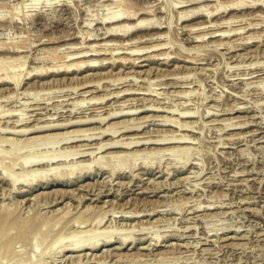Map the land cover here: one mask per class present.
<instances>
[{
    "label": "rangeland",
    "instance_id": "obj_1",
    "mask_svg": "<svg viewBox=\"0 0 264 264\" xmlns=\"http://www.w3.org/2000/svg\"><path fill=\"white\" fill-rule=\"evenodd\" d=\"M0 185V264H264V0H0Z\"/></svg>",
    "mask_w": 264,
    "mask_h": 264
},
{
    "label": "bare ground",
    "instance_id": "obj_2",
    "mask_svg": "<svg viewBox=\"0 0 264 264\" xmlns=\"http://www.w3.org/2000/svg\"><path fill=\"white\" fill-rule=\"evenodd\" d=\"M238 3V2H237ZM240 4L238 3V4H236V6H239ZM130 9V8H129ZM129 9H125V10H123V11H121V12H118V13H116V14H111V15H109L108 17H109V19H110V21H113V23L114 22H118V25H119V23H120V21H122V20H124V23L126 24V20H127V22L128 21H131L132 19H134L135 18V16H137V15H135V14H133V12H131ZM200 9V8H199ZM191 13V12H190ZM138 14V13H137ZM180 15V14H179ZM201 15V14H200ZM108 17H107V19H108ZM184 18V17H183ZM106 18H104V20H105ZM106 19V20H107ZM109 19H108V22H109ZM209 19V18H208ZM218 20V19H217ZM200 22V21H199ZM216 22V21H215ZM130 23V22H129ZM149 23H150V20H138L137 22H135V24H134V26H128V24H124L125 26H119V27H111L110 28V30H109V32H108V35L109 34H111V35H116L117 34V36H118V34H122V33H124V34H127V33H129L130 31H132L133 29H139V28H143V27H145V26H150L149 25ZM197 23V22H196ZM203 23V22H202ZM111 24V23H110ZM151 24V23H150ZM204 24H206L207 25V23H204ZM117 25V26H118ZM152 25V24H151ZM111 26V25H110ZM153 26V25H152ZM199 26V25H198ZM200 27V26H199ZM207 27V26H206ZM147 28V27H146ZM189 28V27H188ZM197 28V27H196ZM202 28V27H201ZM199 29V28H198ZM206 29V28H205ZM226 30V29H225ZM222 27H220L219 26V28H217V30L215 29V31H213L212 33H210V35H212L213 37L212 38H215V37H217V36H215V35H217V33L219 32H222V33H225L226 31H225ZM239 30V29H238ZM198 31V30H197ZM212 31V30H211ZM198 32H200V31H198ZM209 32V31H208ZM221 33V35H218V37H222V36H224L223 34ZM226 34H228V32L226 33ZM152 35V34H151ZM200 36H198V37H203L204 35H208V34H204V35H201V34H199ZM107 36V35H106ZM105 36V37H106ZM110 36V35H109ZM122 36V35H121ZM125 36V35H124ZM90 37V36H89ZM93 37V36H92ZM101 37V36H100ZM110 37H112V36H110ZM205 38V37H204ZM204 38H202V39H204ZM93 39V38H92ZM198 39V38H197ZM85 40V39H84ZM105 42V41H104ZM134 42V41H133ZM91 43V42H90ZM222 43V42H221ZM109 44V43H108ZM131 45V44H130ZM108 47V46H107ZM154 47V46H153ZM73 48V47H72ZM98 48V47H97ZM126 48V47H125ZM103 49V48H102ZM145 49V48H144ZM153 49V48H152ZM158 49V48H157ZM75 50V49H74ZM91 50V49H90ZM89 50V51H90ZM147 50V49H146ZM145 50V51H146ZM97 50H91V52H96ZM99 52H100V50H99ZM81 55H83V54H88V52L86 51V52H84V51H80V52H78L77 53V55H79L80 56V54ZM98 53V52H97ZM117 53V52H116ZM135 53V52H134ZM167 53V52H166ZM131 54V53H130ZM136 54V53H135ZM133 55V54H132ZM147 55V54H146ZM88 56V55H87ZM92 56H96V55H91L90 57H92ZM114 56V55H113ZM71 57V56H70ZM78 57V56H77ZM84 57H86V56H84ZM152 57V56H151ZM72 58V57H71ZM93 58V57H92ZM44 59V58H43ZM91 59V58H90ZM98 59H99V57H98ZM120 59V58H119ZM6 60V59H5ZM91 60H93V59H91ZM126 60V59H125ZM88 61H90V60H88ZM106 61V60H105ZM111 61V60H110ZM114 61V60H113ZM73 62V61H72ZM75 62V61H74ZM73 62V63H74ZM85 62H87L86 61V59H85ZM10 63V62H9ZM82 63V62H81ZM88 63V62H87ZM87 63H85V64H87ZM90 63V62H89ZM98 63V62H97ZM195 63V62H194ZM94 64V63H93ZM101 64V63H100ZM103 64V63H102ZM135 64V63H134ZM67 65V64H66ZM83 65V64H82ZM90 65V64H89ZM72 66V65H71ZM74 66V65H73ZM77 66H78V64H77ZM84 66H86V65H84ZM83 66V67H84ZM88 66V65H87ZM19 67V66H18ZM66 69H68V68H66ZM6 70V69H5ZM88 72V71H87ZM8 76V75H7ZM10 76V75H9ZM5 77V79H6V75L4 76ZM13 77V76H12ZM10 78V77H9ZM100 78V77H99ZM11 79H13V78H11ZM16 79H18V81H17V83L18 82H20V78H18V76L16 77ZM102 79V78H101ZM1 80H2V77H1ZM8 82H9V80H7ZM10 82H11V80H10ZM13 82V81H12ZM95 87V86H94ZM9 89V88H8ZM119 95V94H118ZM5 99V98H4ZM152 107V106H151ZM132 108V107H131ZM136 108V107H135ZM120 113V112H119ZM130 113V112H129ZM132 113V112H131ZM116 114V113H115ZM117 114H118V112H117ZM123 114V113H122ZM124 115V114H123ZM127 115V114H126ZM187 115V114H186ZM114 116V115H113ZM191 116V115H190ZM8 117V116H7ZM22 121H23V119H22ZM90 121V120H89ZM18 122H20V120L18 121ZM169 122V121H168ZM22 123V122H21ZM25 124V123H24ZM181 124V123H180ZM248 124V123H247ZM11 126V125H10ZM62 125H60V127H61ZM186 126V125H185ZM233 126H235V125H233ZM245 126V125H244ZM51 127V126H50ZM55 127V126H54ZM53 127V129H55ZM57 127V126H56ZM182 127V126H181ZM59 128V127H58ZM8 129V128H7ZM51 129V128H50ZM111 129V128H110ZM6 130V129H5ZM40 130V129H39ZM111 130H107V133L108 132H110ZM24 132V131H23ZM31 132V131H30ZM125 132V131H124ZM104 134H106V131L103 133V135ZM102 135V136H103ZM108 135V134H107ZM181 138L182 137H180V141H181ZM53 139V138H52ZM51 138L49 139V141H55V140H52ZM167 139V138H166ZM165 139V140H166ZM173 139V138H172ZM172 139H170V140H172ZM186 139V138H185ZM20 140V139H19ZM64 140H68V139H64ZM164 140V139H163ZM162 140V141H163ZM174 140V139H173ZM176 140V139H175ZM188 140H190V139H188ZM192 140V139H191ZM43 141H48V140H34V141H32V142H30V143H28V144H26V145H22L21 146V150L24 148H28V147H31L33 144V142L35 143V144H37V143H40V142H43ZM48 141V142H49ZM115 141V140H114ZM157 141V140H156ZM155 141V142H156ZM168 142H170L169 140H167ZM176 141H178V140H176ZM187 141V140H186ZM6 142V141H5ZM56 142V141H55ZM119 142H120V140H119ZM123 142V141H122ZM130 142V141H129ZM158 142H160L161 143V140L160 141H158ZM165 142V141H164ZM172 142H174V141H172ZM192 142V141H191ZM11 143V142H10ZM14 143V142H13ZM60 143V142H59ZM138 144V142H135V141H133V142H130V143H128V144H126L127 145V147L128 146H132L133 144ZM141 143V142H140ZM153 143V142H152ZM159 143V144H160ZM178 143H182V144H184L185 142L182 140L181 142H179L178 141ZM54 144H57V143H54ZM61 144V143H60ZM117 144H120L121 145V143H118V142H114L113 144H111V146H117ZM124 144V143H123ZM122 144V145H123ZM136 144V145H137ZM149 144V143H148ZM162 144H163V142H162ZM164 144H166V143H164ZM187 144V143H186ZM107 145V144H106ZM110 145V144H109ZM119 145V146H120ZM125 145V144H124ZM123 145V146H124ZM140 145V144H139ZM179 145V144H178ZM188 145V144H187ZM20 146V145H19ZM104 146V145H103ZM23 147V148H22ZM108 147V146H107ZM173 147V146H172ZM175 147V146H174ZM179 147V146H178ZM185 147V146H184ZM16 148H18V147H14L13 148V151H12V153H13V156H14V153L16 154V151L17 150H15ZM131 148V147H130ZM100 149H102V148H100ZM105 149V148H104ZM124 149V148H123ZM20 150V151H21ZM99 150V149H98ZM103 150V149H102ZM105 151V150H104ZM172 151V150H171ZM170 151V152H171ZM74 153H75V151H73ZM73 152H67L68 154H65V155H63V156H66V157H69V156H71L72 155V153ZM167 152V151H166ZM169 152V153H170ZM12 153H10L9 155H11ZM142 153V152H141ZM152 153V152H151ZM156 153H157V151H156ZM187 153H189V151H188V149H185V148H182V149H180V148H177V149H173V151L171 152V154H170V157L171 158H177L178 159V157H180V158H182V159H185L187 156H188V154ZM164 154V153H163ZM9 155L8 156H6V157H9ZM74 155V154H73ZM72 155V156H73ZM77 155V154H76ZM124 155V154H123ZM132 155H133V153H132ZM145 155V154H144ZM157 155V154H156ZM161 155V154H160ZM137 156V155H136ZM135 156V157H136ZM5 157V158H6ZM11 157V156H10ZM114 157H116V156H114ZM133 157V156H132ZM132 157H121V156H119L118 157V159H115L116 160V167H114L113 165L115 164V161L112 159V161L111 160H109V161H111V162H113L111 165L113 166L112 167V169L113 170H117L118 171V169L117 168H119L120 167V169L119 170H121V168H122V166L124 167V165H126V164H128L129 165V163H133L134 162V164H132V165H135L136 163H138L141 159H143V161H144V163L145 164H151L152 163V160H154V159H157L158 157H159V155H158V157L157 156H155L154 154L152 155H150V154H147V156H142L141 155V157H144V158H141L140 159V157H139V155H138V157L139 158H133V161H130V158H131V160H132ZM157 157V158H156ZM110 158V157H109ZM108 158V159H109ZM113 158V157H112ZM117 158V157H116ZM176 159V160H177ZM150 160H151V162H150ZM175 160V159H174ZM180 160V159H179ZM178 161V160H177ZM103 162V161H102ZM161 162V161H160ZM36 163H38V162H36ZM99 163V162H98ZM108 163V162H107ZM110 163V162H109ZM180 163V162H179ZM101 164V163H100ZM117 164H118V166H117ZM99 165V164H98ZM110 165V166H111ZM128 165H127V167H128ZM105 166H107L106 164H102L100 167H104L105 168ZM109 166V167H110ZM23 167V166H22ZM126 167V166H125ZM135 167V166H134ZM25 168V167H24ZM107 169V168H106ZM111 168H110V170H112ZM123 169V168H122ZM25 170V169H24ZM27 171V170H26ZM26 171H24V172H26ZM4 172H5V170H4ZM23 173V172H22ZM32 173V172H31ZM35 173V172H34ZM113 173H115V172H113ZM117 173V172H116ZM25 174V173H24ZM23 174V175H24ZM27 174V173H26ZM36 175H38V173L36 174ZM41 174L39 173V176H40ZM141 175V174H140ZM21 177H23V176H21ZM25 177V176H24ZM23 177V178H24ZM27 178V177H26ZM36 178H37V176H36ZM5 179V178H4ZM7 179V178H6ZM13 179V178H12ZM17 178H15V179H13V184L15 183V185H17V183L19 182H23V180H21V181H18V180H16ZM18 181V182H17ZM25 181H27V180H25ZM17 182V183H16ZM26 183V182H25ZM27 183H28V181H27ZM32 184V183H31ZM1 186V185H0ZM99 196V195H98ZM210 206V205H209ZM213 206V205H212ZM200 208V207H199ZM1 213H2V211H1ZM4 213H6V211L4 212ZM9 213V212H8ZM7 214V213H6ZM85 214V213H84ZM81 215V214H80ZM87 215V214H86ZM125 215V214H124ZM15 216V215H14ZM1 217V216H0ZM3 217H4V214H3ZM17 217V216H16ZM62 217V216H61ZM81 217H82V215H81ZM84 217V216H83ZM82 217V218H83ZM2 218V217H1ZM13 218V217H12ZM11 218V219H12ZM93 218V217H92ZM131 218V217H130ZM4 219V218H3ZM14 219V218H13ZM17 219V218H16ZM60 219V218H59ZM64 219V218H63ZM19 220H20V218H19ZM18 220V221H19ZM49 220V219H48ZM51 220V219H50ZM50 220H49V222H50ZM86 220V219H85ZM104 220V217H102V218H99L98 220H97V222H98V225L99 224H101L102 223V221ZM18 221H15V222H18ZM21 221V220H20ZM33 221H34V219H33ZM56 221V220H55ZM76 221V220H75ZM8 222V221H7ZM11 222V221H10ZM14 222V221H13ZM58 222V221H57ZM61 222V221H60ZM79 222V221H78ZM81 222V221H80ZM52 223V222H51ZM63 223V222H62ZM86 223H88V222H86ZM85 223V224H86ZM36 224V223H35ZM44 224V223H43ZM74 224H76V223H74ZM11 225V224H10ZM31 225V224H30ZM32 225H33V223H32ZM46 225H47V223H46ZM50 225V224H49ZM49 225H47V227H49ZM54 225H56L57 226V224H54ZM58 225H60V224H58ZM17 227H18V225H16ZM26 226V225H25ZM28 226V225H27ZM35 226V225H34ZM42 226V225H41ZM71 226V225H70ZM10 227V226H9ZM13 227H15V226H13ZM17 227H15V228H17ZM45 227V226H44ZM51 227H53V226H51ZM7 228H8V225H7ZM68 228V227H67ZM34 229V228H33ZM33 229H32V231H33ZM48 229V228H47ZM97 229V228H96ZM19 230V229H18ZM17 230V231H18ZM51 230V229H50ZM1 231H3V230H1ZM0 231V232H1ZM5 231V230H4ZM46 231V230H45ZM97 231V230H96ZM96 231H89V232H78V233H76V234H74V236H72L71 235V238H72V240L71 241H69V243L67 244V245H65V246H63L64 244L63 243H65V242H68L67 240H64V234L62 235V237H59L55 242H53V244H51V246H50V248L49 249H55V248H59V249H62L63 251H67V252H77V251H79V250H81L82 248H85L86 246L88 247V246H90V248H92V249H96L99 245H98V243H97V241H99L100 240V238H99V234H97V232ZM20 232H22V231H20ZM42 232V231H41ZM65 232V231H64ZM67 232V231H66ZM76 231H74V233H75ZM7 233V232H6ZM8 233H9V230H8ZM23 233V232H22ZM31 233V232H30ZM35 233V232H34ZM40 233V232H39ZM54 233V232H53ZM68 233V232H67ZM36 234H37V232H36ZM2 235V234H1ZM29 235V234H28ZM35 235V234H34ZM34 235H32V236H34ZM39 235V234H38ZM42 235H43V233H42ZM47 235V234H46ZM57 235V234H56ZM11 236V235H10ZM20 236H22V235H20ZM19 236V237H20ZM48 236H50V235H48ZM112 236L113 235H111V236H108V238H105V243L107 244V243H110V241H111V238H112ZM3 237V236H2ZM24 237H25V233H24ZM7 238V237H6ZM5 238V239H6ZM39 237L38 236H36V240L35 241H37L38 242V239ZM40 238H41V236H40ZM43 238V237H42ZM69 240L71 239V238H69V236L67 237ZM99 238V239H98ZM225 238V237H224ZM12 239V238H11ZM33 239V238H32ZM45 239V238H44ZM50 239H52V238H50ZM235 239V238H234ZM4 240V239H3ZM8 240H10V239H8ZM104 240V239H103ZM123 240H125L124 241V243L126 242V240H128V238L126 237L125 239H123ZM23 241V240H22ZM33 241H34V239H33ZM34 241V242H35ZM45 241H47V240H45ZM65 241V242H64ZM101 241V240H100ZM11 242V241H10ZM44 242V241H43ZM48 242V241H47ZM47 242H46V245H47ZM63 242V243H62ZM88 242V243H87ZM1 243V242H0ZM15 243V242H14ZM19 243H20V241H19ZM36 243V242H35ZM35 243L33 244V243H31V244H33L34 246H35ZM5 244H7L6 242H5ZM10 244V243H9ZM23 244V243H22ZM38 243H36V245H37ZM19 245V244H18ZM98 245V246H97ZM15 246V245H14ZM33 246V247H34ZM92 246V247H91ZM10 247V246H9ZM37 247V246H36ZM48 249V250H49ZM35 250H36V248H35ZM47 250V251H48ZM9 251V250H8ZM82 251V250H81ZM18 252V251H17ZM35 252V251H34ZM8 253V252H7ZM45 253H46V251H45ZM15 255H18L16 252H15ZM78 255V254H77ZM87 255V254H86ZM82 256V255H81ZM28 262H29V260H28ZM30 263H31V261H30ZM27 264H29V263H27ZM72 264V263H71Z\"/></svg>",
    "mask_w": 264,
    "mask_h": 264
}]
</instances>
